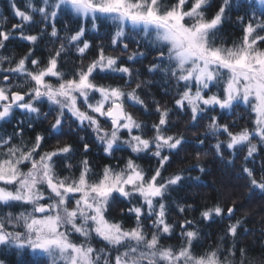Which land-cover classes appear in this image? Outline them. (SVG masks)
I'll list each match as a JSON object with an SVG mask.
<instances>
[{
    "label": "snow or ice",
    "instance_id": "obj_1",
    "mask_svg": "<svg viewBox=\"0 0 264 264\" xmlns=\"http://www.w3.org/2000/svg\"><path fill=\"white\" fill-rule=\"evenodd\" d=\"M10 8L17 22L0 18V249L17 264H253L242 205L173 193L199 186L191 173L208 174L209 153H227L249 191L264 193V0ZM226 24L239 35L227 38ZM174 114L204 129L195 143L173 130ZM188 147L196 162L173 168ZM225 220L206 245L200 225Z\"/></svg>",
    "mask_w": 264,
    "mask_h": 264
},
{
    "label": "trees",
    "instance_id": "obj_2",
    "mask_svg": "<svg viewBox=\"0 0 264 264\" xmlns=\"http://www.w3.org/2000/svg\"><path fill=\"white\" fill-rule=\"evenodd\" d=\"M218 2L219 0H217V3ZM17 3L23 7L24 0H17ZM235 15L234 13L233 19H235ZM0 18H7L10 24L17 22L18 18H13L12 16L9 0L0 1ZM224 34L227 38H232L235 35H239V32L234 26L226 24ZM26 50V48L16 49V51L20 53ZM144 63L147 65L148 61ZM137 67H139V65H137ZM153 91H156V89H153ZM172 119L178 121V127L173 130L183 132L193 143H195V135H198L204 130L203 128H190L188 126L190 118L187 116L181 117L174 114ZM206 122L207 121H202L201 123L203 124ZM241 124H243V121H241ZM210 143H214V141H210ZM197 150L204 152L208 151V148L205 146ZM117 155H119V153ZM181 157L184 158L183 162L178 161L173 165V168L183 167L186 164L196 162L195 150L192 147H188L186 153L182 152ZM227 159L228 154L225 153V160ZM225 160L214 158L213 154L209 153V155L201 161L206 167L208 174L203 175L198 171H193L191 173L192 176L200 175L202 177L200 181L195 182V184L199 186H193L191 188L186 187L181 191L173 193V195L181 200L187 197L188 203H195L200 206H211L217 202L222 206H228L231 205L233 201H235L237 205H242L237 211V217L247 212L249 216L246 220L245 227L251 229L252 232L247 236H241L242 243L240 246L248 249V257L253 264H264V193H261L259 190L250 192L248 187L245 186L246 181L238 178L236 170L226 166ZM236 163L237 166H239L240 161L237 160ZM257 178L259 179V174ZM192 215L198 217L199 213L189 214V218H191ZM228 223L229 221L227 220L223 221V223L219 221L208 224L202 223L200 227L204 232L209 233L205 244L215 243L217 236ZM0 260H3L4 264H17L19 255H13L12 252L7 249H0Z\"/></svg>",
    "mask_w": 264,
    "mask_h": 264
},
{
    "label": "rangeland",
    "instance_id": "obj_3",
    "mask_svg": "<svg viewBox=\"0 0 264 264\" xmlns=\"http://www.w3.org/2000/svg\"><path fill=\"white\" fill-rule=\"evenodd\" d=\"M1 1V0H0ZM10 1V0H9Z\"/></svg>",
    "mask_w": 264,
    "mask_h": 264
}]
</instances>
